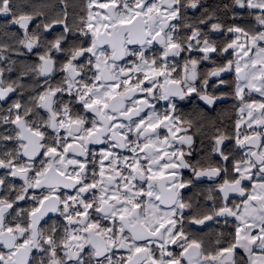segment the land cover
Listing matches in <instances>:
<instances>
[{
	"label": "snow or ice",
	"instance_id": "snow-or-ice-1",
	"mask_svg": "<svg viewBox=\"0 0 264 264\" xmlns=\"http://www.w3.org/2000/svg\"><path fill=\"white\" fill-rule=\"evenodd\" d=\"M0 264H264V0H0Z\"/></svg>",
	"mask_w": 264,
	"mask_h": 264
}]
</instances>
